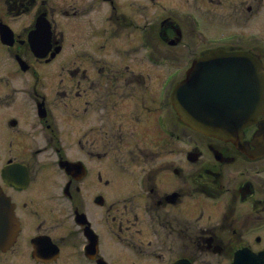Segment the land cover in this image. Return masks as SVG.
Masks as SVG:
<instances>
[{"label": "flooded vegetation", "instance_id": "1", "mask_svg": "<svg viewBox=\"0 0 264 264\" xmlns=\"http://www.w3.org/2000/svg\"><path fill=\"white\" fill-rule=\"evenodd\" d=\"M34 22L0 40V182L21 226L0 264H264V112L235 143L171 99L212 49L264 63V0H101V44L52 60L30 57Z\"/></svg>", "mask_w": 264, "mask_h": 264}, {"label": "water", "instance_id": "2", "mask_svg": "<svg viewBox=\"0 0 264 264\" xmlns=\"http://www.w3.org/2000/svg\"><path fill=\"white\" fill-rule=\"evenodd\" d=\"M48 37L46 25L43 31L45 48L48 47ZM34 45L44 47L41 41ZM195 64L174 91L180 112L188 123L206 133L226 139L239 138L241 129L264 109V70L260 61L247 52L227 54L213 51ZM217 66L224 68L223 84L205 82L209 78L206 73ZM221 88V92L216 91ZM13 213V207L0 188L1 249L12 245L18 233V221Z\"/></svg>", "mask_w": 264, "mask_h": 264}, {"label": "rangeland", "instance_id": "3", "mask_svg": "<svg viewBox=\"0 0 264 264\" xmlns=\"http://www.w3.org/2000/svg\"><path fill=\"white\" fill-rule=\"evenodd\" d=\"M69 1V0H68ZM82 10L81 12L87 11L89 1L88 0H78L74 1ZM67 0H47V4L53 7L52 16L57 19L58 29H63L66 39V53L73 52L74 54L78 51H81L82 48L87 47L86 45H92L101 43V34L96 35L95 30L101 26V0L95 1L97 10L81 15L84 18L72 19L63 14L62 9L67 6ZM32 13L22 16V19L26 22L30 19ZM90 18V19H89ZM91 23V26H89ZM95 28V30L92 29Z\"/></svg>", "mask_w": 264, "mask_h": 264}]
</instances>
